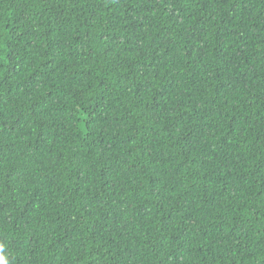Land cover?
<instances>
[{
  "label": "trees",
  "instance_id": "1",
  "mask_svg": "<svg viewBox=\"0 0 264 264\" xmlns=\"http://www.w3.org/2000/svg\"><path fill=\"white\" fill-rule=\"evenodd\" d=\"M3 264H264V0H0Z\"/></svg>",
  "mask_w": 264,
  "mask_h": 264
},
{
  "label": "clouds",
  "instance_id": "2",
  "mask_svg": "<svg viewBox=\"0 0 264 264\" xmlns=\"http://www.w3.org/2000/svg\"><path fill=\"white\" fill-rule=\"evenodd\" d=\"M0 264H3V258L0 257Z\"/></svg>",
  "mask_w": 264,
  "mask_h": 264
}]
</instances>
